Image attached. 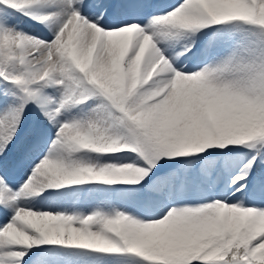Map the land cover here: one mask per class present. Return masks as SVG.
Segmentation results:
<instances>
[{
    "label": "snow or ice",
    "instance_id": "1",
    "mask_svg": "<svg viewBox=\"0 0 264 264\" xmlns=\"http://www.w3.org/2000/svg\"><path fill=\"white\" fill-rule=\"evenodd\" d=\"M0 264H264V0H0Z\"/></svg>",
    "mask_w": 264,
    "mask_h": 264
}]
</instances>
